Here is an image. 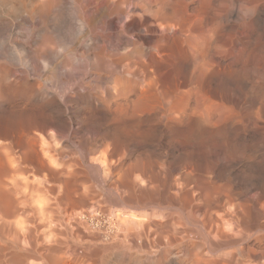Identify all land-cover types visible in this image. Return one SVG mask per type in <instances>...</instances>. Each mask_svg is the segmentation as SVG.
I'll list each match as a JSON object with an SVG mask.
<instances>
[{
    "label": "bare ground",
    "instance_id": "6f19581e",
    "mask_svg": "<svg viewBox=\"0 0 264 264\" xmlns=\"http://www.w3.org/2000/svg\"><path fill=\"white\" fill-rule=\"evenodd\" d=\"M201 1L203 0H39L38 3L34 2L36 4L32 5L31 10L28 9L30 3L26 8L21 9L22 5L20 8L17 7L19 11H28L26 13L27 16L29 15L28 13L31 16V14H36V11H41L45 14V19H47L52 14L53 9L57 8L60 13H63L60 15H64V12H67L66 8L72 6L73 17L70 19L67 16L69 14H67L65 17L62 16L65 18L62 23L51 20L49 25H47L46 21H43L44 18L41 21L37 19L40 22L36 21V23L32 16L33 18L28 21L29 25L27 26L31 25L35 29L37 28L38 31L45 29L48 34H46L44 39L42 37L45 34L43 36L40 35L42 36V42L37 46V50L30 51L31 49H28L30 56L27 59L25 57L28 54H25V56V51L20 50V53L23 52L24 58L19 56L18 50L15 56L19 54V57L16 58L14 56L15 53L12 55L10 53L13 51H9L11 64H21L24 67V70L20 71L22 74L29 76L30 72H32V75L41 79L46 74L45 67H48L50 69L49 72L51 71L50 73L52 74L49 79L47 78L46 87H43L40 81L28 84L22 80L20 85L18 84V78H12L16 76V69L15 71L11 69V109H26L25 107L31 101H34L38 108L45 107L46 111L39 123L38 132H29L23 143H15V140L12 139V141L9 138L8 142H1L3 139L6 140L7 137L5 136L6 138L4 137L3 139L1 138L2 136L0 137L2 139L0 141V152L2 154H0V243L4 239L5 243L8 240L11 242L10 218L13 215L11 212L16 209L11 204V191L13 190L11 189V183L13 182H11V177H14V173L19 172L20 169L22 171L25 170L19 167V164L21 166L24 163L31 164L33 168L31 165L30 167L28 166L29 168L26 164L25 166L28 170L31 168L30 170L34 172L48 169L49 173L45 174L44 179L50 183L54 181L58 186V183L55 182L57 173L51 166L54 162L55 154L50 155L49 153L56 151L59 153L60 150L58 151L57 145L62 134V127L73 137L75 135L79 136L81 133L83 135L82 138L86 137L87 134L93 133V129H97L94 142L88 137L89 135L85 138L87 148L84 151L88 154L89 164L93 169L102 171L103 175L106 174L107 177L109 175V179L105 176L108 179V187L104 188L106 185L103 186L102 183L104 182L100 180L102 185L98 186L97 184V189L101 188L99 191L90 190L91 183H87L90 185L89 188L84 185V188L75 189L76 187H74L72 192H70L71 190L68 191L73 195L77 194L82 200L90 199L93 202H97L100 197L105 195L104 197L107 196L108 199L111 198L113 201L121 202L125 206L128 205L131 208L144 211L141 215L142 217L136 213L128 216L129 219L127 220L122 218V224L111 223L112 229L109 233L106 232V227L104 229L106 233L100 236L95 234L94 238L90 240L92 244L90 243L89 247H87L90 249V254L88 253L90 256V258L88 257L89 260H86L85 255L81 252L82 250L84 252L85 247L80 250L85 260L82 259V256L76 260V256L72 255L77 252L78 248H81V245L80 247L77 246L78 244L76 245L78 248L76 249L75 247L72 254L69 252L71 257L75 258L74 260L71 258L72 261H67L60 259L61 257L59 258L57 252L60 251L62 254H65V252L61 251L63 249L61 247L55 248L52 246L54 241L52 238L54 239V236H57L58 240L61 239L62 235H60V232L67 230L66 233H68L69 223L72 222L65 223L62 220V223L64 222L65 226L68 224L67 226L69 227L66 226L68 229L65 228L60 232L56 230L59 234H54L51 237L52 229H48L47 236L44 235L46 231L45 233L43 232L44 230L42 231L44 236L41 235L43 237L46 236L45 243L47 245L44 247L45 253L42 259H38L40 257L38 254L43 247L41 246L42 248L39 249L37 246L33 248L31 246L26 258L23 260L17 259V261L19 260L18 263L16 262L17 264H264V34L263 31L259 32L257 30L260 35L252 37L250 34V32H253V30L251 31V26L242 25L246 20H243L244 22L240 24L242 25L241 27L230 25V29L227 28V25L221 19L223 0H208L210 1L209 6L208 4L205 6ZM17 3L19 4L20 2ZM225 6L223 5V7ZM228 8H230L229 5ZM256 9L254 8L252 11L258 12ZM0 10L2 11V9ZM8 10L9 7L7 12ZM3 13L1 12V14ZM13 13H7V15ZM60 15L58 14L57 19ZM55 16L56 13L53 17L55 18ZM12 18L16 19L13 15ZM21 18L23 19L24 17L21 16ZM26 18L21 22L22 25L26 22L24 20H29ZM2 19L0 18V34H3L1 33L3 28L1 26ZM255 19L258 20L259 18ZM8 21L6 23L9 25L12 21L10 23ZM234 21L230 22L233 23ZM6 23H4V26ZM12 23L13 25L16 24H14V20ZM66 29H68L67 31L70 29L71 34V36L68 34L66 37L73 38H70L71 42L69 39V43L68 40L66 42V39L63 38ZM224 29H229L226 32L227 34H224ZM240 29L244 32V36H241L243 33L237 34ZM71 30L74 34L71 33ZM32 31H34L33 28ZM19 32L21 33V31ZM245 32H247L246 36ZM29 33L30 35L32 34L31 32ZM36 33L34 31L35 35ZM24 35L26 37V34ZM9 39L11 40L12 38ZM12 40L14 41L16 38ZM37 40L41 41L40 38ZM13 47L12 45L10 48L12 49ZM7 48L9 49V47ZM8 49L6 50L8 51ZM73 57L75 58L74 61L72 60ZM241 76L243 77L242 83H238V85L235 83L236 86L234 88H226L227 81L224 84L225 86L223 85V81L225 82V80L229 79L232 81L234 79L240 80L242 79ZM6 82L9 83L8 81ZM2 96L3 94L0 93L1 100ZM73 104L78 105L77 109L79 112L81 110L83 112L87 111L86 115L89 114V118H91L92 112L96 116L101 115L105 119L103 125L94 128L93 123L97 119L92 120V123L89 119L88 122L83 120L81 125L76 127V116L71 114V110L74 108H72ZM4 107L6 108V106ZM4 107H2L3 111ZM31 107H35L34 104ZM37 110L40 111V109ZM94 114L92 118L96 117ZM3 127H1V130L4 131L5 128ZM26 128L25 130L27 131ZM25 130L23 131L25 132ZM4 132L7 134L8 130ZM13 134L15 135V133ZM7 136L9 137V134ZM22 136L19 135L20 138ZM67 139L69 138L67 137ZM62 143L64 142L62 141ZM72 143L74 145V142ZM84 143L82 144L83 147ZM70 146H72L71 143ZM61 149L63 150L64 148L62 147ZM15 150L20 152L17 158L13 153ZM11 153L14 154L15 158H11ZM58 157H56L57 160ZM86 158L87 156H84L85 160ZM11 162L18 163V166L15 167L12 164L14 166L12 167ZM54 163L56 164V162ZM63 163H65V160ZM60 165L62 164L60 163ZM73 166L71 165L73 169L75 166L79 168V165L73 164ZM69 167H67L68 171L66 172L71 175L72 173H69L71 168L69 169ZM58 169L59 167L57 171ZM30 170L29 172H31ZM12 172L14 173L12 174ZM89 172H84L87 180L90 176L86 177V174L88 175ZM74 173L76 172L74 171ZM81 174L79 173L80 176ZM74 175L72 174L71 176ZM93 175L95 177V174ZM20 176L27 175L22 176L20 174ZM66 176L68 177V175ZM17 177H14L15 180ZM41 177L40 180L42 181ZM62 177L58 179H65V177ZM90 178H93L92 174ZM72 179L81 181L79 177H72ZM15 180V185L21 187V183H17ZM25 180H23L24 184ZM21 181L19 180V182ZM46 181L44 182L47 183ZM70 182L69 184H71ZM26 183L29 182L26 181ZM32 184L34 183L32 182ZM16 186L13 188L16 189ZM34 186L33 188L31 187L33 190L30 186H24L23 190L26 187L28 191L29 187L31 191H34ZM50 186L49 188L51 189H49L48 193L56 194L57 196L54 186ZM19 187H17V191L20 189ZM35 189L37 188L35 187ZM39 191L31 193L41 194ZM31 193H29V196L21 193V196L25 197V200H23L26 201V198L32 195ZM16 194H13V196H16ZM64 195L66 194L64 193ZM33 196L35 195L31 197ZM35 197L31 198V202L34 198L36 201H40L41 198ZM20 199L22 201V198ZM67 199L68 197L66 201ZM17 200L15 198V201ZM69 200L67 202L72 204L73 201ZM100 200L99 202L104 201ZM12 201L14 202V200ZM36 201L34 200L33 204L37 203L38 206L42 203L44 204V202ZM53 201L54 199L52 203L56 205L57 200L56 204ZM66 201L64 203L61 202L62 205L66 204L67 206L68 203H65ZM79 202H81V199ZM99 202L97 203L99 204ZM14 203L18 205L17 202ZM97 203L95 206L100 208ZM33 204L32 206H34ZM37 204L35 207H37ZM49 204L50 206L52 205L51 203ZM84 204L88 207L86 203ZM87 204L89 203L87 202ZM57 206H60V203ZM117 206L114 208H117ZM35 207L31 208L32 211ZM40 207L42 208H38L37 212L43 211V209L45 212L47 209L43 208L44 205ZM47 207L49 208L48 204ZM73 207L67 208L73 210ZM96 207L91 209L94 213H92V217H94L93 219L97 224H100V212ZM103 207L101 208L103 209ZM54 208L49 209V213L53 215V220L60 217V214L62 215L63 213H60V207L55 208L59 210L57 213L60 214L57 216L56 213L54 218L56 212L55 210L54 214L52 213ZM128 209L130 210V208ZM91 210L89 213H91ZM87 212L85 214L82 213L86 215ZM112 212L110 211V214ZM40 213L37 215H40ZM77 213L79 214V211L75 214ZM33 214L36 213L33 212ZM45 216L46 214L43 215L42 219L40 215L42 223L45 221ZM48 216L46 218L47 221L49 220ZM65 217L67 216L63 218ZM78 217L79 215L76 222L79 219ZM115 218L118 222L122 221L119 215L115 216ZM30 219L33 220V216L32 218L30 216ZM82 220L85 222L86 219L83 218ZM34 222H36V219L32 224ZM60 222H55V224ZM40 223L36 224L41 225L42 223ZM73 223L75 222L73 221ZM50 224L52 225L53 223ZM54 225L52 227H57V225ZM57 228L59 229V226ZM89 228L92 229V227ZM98 229H96L97 232ZM71 232L68 234L72 235ZM66 233L64 232L63 234ZM119 234H122L123 237H120L123 240H118ZM59 235L60 237L58 238ZM76 237L79 236L76 235ZM41 240L45 241L44 239ZM61 240H65L68 243L67 239ZM41 243L45 245L42 241ZM57 243L55 246H59L60 240ZM63 243L60 244L62 245ZM146 245H149L148 247L151 249L148 255L146 254L147 251L149 252L147 247L148 250L144 251ZM68 246L65 248V250L67 249L66 252L69 251ZM137 248H144L142 250L143 254L147 255L145 259L139 257V252L137 253L136 251ZM1 249L4 248L1 247ZM25 250L27 251V248ZM80 252L76 254L79 253L80 255ZM15 258H18V256ZM5 260L7 262V258ZM5 263L0 260V264Z\"/></svg>",
    "mask_w": 264,
    "mask_h": 264
},
{
    "label": "rangeland",
    "instance_id": "374dc122",
    "mask_svg": "<svg viewBox=\"0 0 264 264\" xmlns=\"http://www.w3.org/2000/svg\"><path fill=\"white\" fill-rule=\"evenodd\" d=\"M29 1V2H28ZM38 1L39 0H0V9H2V13L3 14H1V12H0V16L2 15V17H0L1 19H2V31H1V33H3V34H0L1 36H0V47H2V48H0V50H1V52H0V60H1V62H0V66H1V68H0V87H2L1 88V90H3L2 92H1V90H0V93L1 94H3V96H2V102L0 103L1 105L2 104H4V105H0V109L2 108V107H4V106H6V108L4 107V111H3V108L0 110V137L3 139L5 136L7 137H5L6 138V140L5 139H1L0 138V141L1 142H5V141H7L8 142V138H9V140H15L14 142L15 143H18V144H21V143H23L24 142V140L26 139V137L29 135V132L31 133V132H38V127H39V123L41 122V119H42V117L44 116V113H45V111H46V109H45V107H40V108H38V106L36 105V103L34 102V101H31V103L27 106V107H25L26 109H24V108H18V110H14V109H11V79H10V77H11V69L13 70V71H15V69H16V71H15V75L17 76H14V77H12V78H18L19 80H18V84H20L21 85V83H22V80L26 83H32V84H34L35 82H38V81H40L41 83H42V85H43V87L45 86H47V83L46 82H48L47 80L49 79V77L51 76V74L52 73H50L49 72V68L48 67H45L46 69H45V73L46 74H44L43 76H42V78L40 79V78H38L37 76H34V75H32L31 73L32 72H30V74H29V76L28 75H25V74H22V72H20L21 70H24L23 68V66L21 65V64H19L20 65V67H18L19 65H17V64H14V65H12L11 64V61H9V58L11 59V55L10 54H14V56L19 52V56H21V57H25L26 55L25 54H28L25 58L27 59V57L28 56H30V51H35V49L37 50V46H39L40 44H41V42H42V38L44 39L45 38V36H46V34H48V32H46V30L45 29H41L40 31H38V29L36 28H34V27H32L31 25L30 26H27V25H29L28 23V21H30V20H32V18H33V20H34V22H40L43 18V21H46V24L47 25H49V23L51 22V20H55L56 22H63L64 21V19L65 18H63V17H65V15H67V14H69V15H67L70 19H72L71 17H73V8H72V6H68L67 8H66V11L67 12H64V15H60V14H63V13H60V10H58L57 8H55V9H53L52 11L53 12H55L56 13V16H55V18L53 17L54 15H55V13H53L52 12V14L47 18V19H45V14L44 13H42L41 11H36V14L34 13V14H31V16H30V13H28L29 15L27 16V12L28 11H19V9L18 8H20V6H21V9L22 8H26V7H28V9L29 10H31L32 9V5L34 4H36V3H34V2H37L38 3ZM205 1V2H204ZM233 1V2H232ZM9 2V3H8ZM17 2H20L19 4L17 3ZM22 2V3H21ZM207 2V3H206ZM209 2V3H208ZM229 2V3H228ZM228 2H227V0H223V4H222V10H223V12L221 13V19H223L222 21H224V24H226L227 26V28H229L230 29V25H238L239 27H241L242 25H250L251 26V31L253 30V32H250V34H251V36L252 37H256V36H258V35H260L259 33H258V31L259 32H261V31H263V34H264V0H228ZM230 2H232V3H230ZM30 3V4H29ZM201 3L202 4H204L205 6H207V4H208V6H209V4H210V1H208V0H203V1H201ZM9 4V5H8ZM16 4H18V5H16ZM26 4V5H25ZM29 4V5H28ZM7 6V7H5V6ZM25 5V6H24ZM28 5V6H27ZM223 5L225 6V5H227V6H225V7H223ZM228 5H229V7L230 8H228ZM4 6V7H3ZM10 6H11V8H10ZM12 6H13V8H12ZM16 6V7H15ZM24 6V7H23ZM9 7V10H8V12H7V8ZM18 7V8H17ZM256 7H257V9H256ZM4 8V9H3ZM226 8V10H224ZM256 9L258 12H255V10L254 11H252L253 9ZM17 11H16V10ZM57 9V10H56ZM4 10V11H3ZM11 10V11H10ZM15 10V11H14ZM56 10V11H55ZM69 10V11H68ZM72 10V11H71ZM13 11H14V13H13ZM19 11V12H18ZM59 11V12H58ZM71 11V12H70ZM224 11H225V13H224ZM226 11H227V13H226ZM20 13V14H18V13ZM25 12V13H24ZM38 12H40V13H38ZM230 14H229V13ZM256 14H255V13ZM6 13V14H5ZM7 13H13V14H8L7 15ZM17 13V14H16ZM42 13V14H41ZM60 15L59 16V20L57 19V16H58V14ZM254 13V14H253ZM5 14V15H4ZM23 14V15H22ZM25 14V15H24ZM44 14V15H43ZM223 14V15H222ZM228 14V15H227ZM253 14V15H252ZM262 16H261V15ZM12 15H13V17L14 18H16V19H13L12 18ZM19 15H21V16H23L24 18L23 19H25L26 17H30V18H26V19H29V20H24V22L26 21L27 22V24H25V23H23V25H22V21H23V19L21 18V16L19 17ZM71 15V16H70ZM224 15H226V16H224ZM256 17H255V16ZM4 16V17H3ZM33 16V17H32ZM44 16V17H43ZM63 16V17H62ZM222 16H224V17H222ZM261 16V17H260ZM18 17V18H17ZM53 17V18H52ZM259 18L258 20L257 19H255V18ZM263 17V18H262ZM5 18H6V20H5ZM14 20V24L15 25H13V20ZM19 18H21V19H19ZM50 18V19H49ZM52 18V19H51ZM227 20H226V19ZM245 18H249L248 19V21H247V19H245ZM10 19V20H9ZM40 20V21H38V20ZM9 20V21H8ZM17 20H21L20 22L19 21H17ZM48 20H50L49 22H47ZM58 20V21H57ZM62 20V21H61ZM236 22H235V21ZM242 20V21H241ZM245 22H244V21ZM250 20V21H249ZM257 20V21H256ZM261 20V21H260ZM3 21H5V22H3ZM8 21V23H10V21H12L9 25L6 23ZM227 21V22H226ZM230 21H234L233 23L232 22H230ZM239 21V22H238ZM252 21V22H251ZM36 22V23H37ZM242 22H244V23H242ZM251 24H250V23ZM259 22V23H258ZM4 23H6L5 24V26H4ZM21 23V24H20ZM60 23V24H61ZM231 23V24H230ZM242 23V25H240ZM254 23V24H253ZM19 24H20V26H19ZM41 24V23H40ZM256 24V25H255ZM263 24V25H262ZM26 27H25V26ZM262 25V26H261ZM10 26V27H9ZM19 26V27H18ZM22 26H23V28H22ZM260 26V27H259ZM11 27H12V29H11ZM18 27V28H17ZM48 27V26H47ZM262 27V28H261ZM6 30H5V29ZM26 28V29H25ZM28 28V29H27ZM29 28H31V29H29ZM32 28H33V30L35 31V33H36V35L34 34V31H32ZM27 30V31H25V30ZM229 29H224V34H227L226 32H228L229 31ZM255 29V30H254ZM261 29V30H260ZM8 30V31H7ZM18 30V31H17ZM24 30V31H23ZM44 30H45V33H44ZM68 29H66V31H65V34H64V36H63V38H65L66 40V42H67V40H68V43H69V39L71 38H69V37H66V35L68 36V34H69V36H71V34H70V29H69V31H67ZM258 30V31H257ZM11 33H10V32ZM18 33H17V32ZM19 31H21V33L19 32ZM31 32L32 34L30 35V33L29 32ZM41 31H42V33H41ZM241 31V29L238 31V35L239 34H241V33H243V35H241V36H244V32H240ZM9 34V37H8V34ZM14 32V33H13ZM23 32V33H22ZM69 32V33H68ZM38 33H40V34H38ZM71 33H73L74 34V32L71 30ZM255 33V34H254ZM7 34V35H6ZM11 34H13V35H11ZM20 34H22V35H20ZM24 34H26V37H24L25 35ZM45 34V35H44ZM72 34V35H73ZM246 34H247V32H245V36H246ZM253 34V35H252ZM6 35V36H5ZM15 35V36H14ZM18 35H20V36H18ZM37 35H38V37H37ZM40 35H44V37H42V36H40ZM5 36V37H4ZM32 36V37H31ZM37 38H36V37ZM4 37V38H3ZM16 38V40H18V41H16V40H12V39H14V38ZM31 37V38H30ZM42 37V38H41ZM73 37V36H72ZM3 38V39H2ZM6 38V39H5ZM9 38H12L11 40L9 39ZM19 38V39H18ZM26 38H27V40H26ZM33 38V39H32ZM38 38H40V40L41 41H38L37 39ZM4 40V41H2V40ZM29 39H31V40H29ZM34 39H36V40H34ZM71 39H73V38H71ZM71 39H70V42H71ZM7 40V41H6ZM9 40V41H8ZM26 40V41H25ZM28 40H29V42H28ZM33 42V43H35V44H33V43H31V42ZM35 41V42H34ZM4 42V43H3ZM10 42V43H9ZM12 42V43H11ZM26 42V43H25ZM7 43H8V45H7ZM23 45H22V44ZM36 43H37V45H36ZM3 44H6V45H3ZM10 44V45H9ZM16 45V47H15V45ZM19 44H21V46H19ZM26 44V45H25ZM31 44V45H30ZM14 46L12 49L10 48L11 46ZM28 45V46H27ZM33 45V46H32ZM30 46V47H29ZM6 47V48H5ZM7 47H9V49L7 48ZM16 48H19V49H16ZM21 48V49H20ZM27 48V49H26ZM6 49H8V51L6 50ZM13 49H15V50H13ZM30 51H29V50ZM6 50V51H5ZM17 50H18V52H17ZM20 50L21 51H25L24 52V55L25 56H23V52L22 53H20ZM11 51H13V52H10ZM28 51V52H27ZM10 53V54H9ZM4 54V55H3ZM7 54V55H6ZM9 54V55H8ZM22 54V55H21ZM15 56V58L16 57H19V56ZM2 56H4V58H2ZM6 56V57H5ZM9 56V57H8ZM20 57V58H21ZM8 60H7V59ZM73 61L75 60V58L73 57V59H72ZM7 61V62H6ZM9 61V62H8ZM5 63V64H4ZM6 63H8V64H6ZM2 64H3V66H2ZM9 65H11V66H9ZM45 65V64H44ZM16 66V67H15ZM46 66V65H45ZM4 67V68H3ZM6 67V68H5ZM8 68V69H7ZM7 71H6V70ZM10 70V71H9ZM17 70H18V72H17ZM47 72H49L48 74H47ZM1 74H2V76H1ZM6 74V75H5ZM22 74V75H21ZM24 75V76H23ZM243 75H245V74H243ZM6 76H8V77H6ZM45 76V77H44ZM246 76V75H245ZM1 77H3V78H1ZM247 77V76H246ZM246 77H244V78H246ZM5 78V79H4ZM29 78V79H28ZM35 78H37L36 80H35ZM48 78V79H47ZM241 78L242 79H234L233 81L231 80V79H229V80H225V82L223 81V85L226 83V81H227V83H226V88L228 87H230V88H234L235 86H236V84L235 83H237V85H238V83L239 84H241L242 83V81H243V77L241 76ZM2 79H4V80H2ZM45 79V80H44ZM25 80H27V81H25ZM6 81H8L9 83H7ZM34 81V82H33ZM45 81V82H44ZM229 81V82H228ZM232 81V82H231ZM236 81H238V82H236ZM21 82V83H20ZM233 83V84H232ZM3 84H5V85H3ZM27 84V85H28ZM230 84V85H229ZM232 84V85H231ZM235 84V85H234ZM7 85V86H6ZM9 85H10V87H9ZM6 86V87H5ZM225 86V85H224ZM231 86H233V87H231ZM9 87V88H8ZM5 89V91H4V89ZM8 88V90H9V92H7L6 91V89ZM5 93V94H4ZM9 93V94H8ZM6 94H8V95H6ZM5 96V98L3 99V97ZM8 96H10V97H8ZM7 98V99H6ZM10 99V100H9ZM6 101H8L7 102V104H6ZM33 102V103H32ZM9 103H10V105H9ZM33 104H34V106L35 107H31V106H33ZM8 106V107H7ZM76 106V107H75ZM9 107H10V109H9ZM74 107V108H73ZM77 107H78V105H76V104H73L72 105V108H73V110H71V114H75V116H76V122H77V124H75V126L76 127H78L79 125H81V122L84 120V122H88V120L90 119L91 121V123L94 121V119L96 120L93 124V127L94 128H97L98 126H102L103 125V122L105 121V119H103L102 117H101V115H98V116H96V114H94L93 112H92V115H91V118H89L90 117V115L88 114V115H86L87 113V111L86 112H83L82 110L79 112L78 111V109H77ZM76 108V109H75ZM9 109V110H8ZM27 109H29L28 111H27ZM34 110V111H32V110ZM37 109H40V111H38ZM75 109V110H74ZM8 110V111H7ZM13 110V111H12ZM21 110V111H20ZM31 110V111H30ZM77 110V111H76ZM18 111H20V112H18ZM26 111V112H25ZM75 111V112H74ZM12 112V113H11ZM13 112H15V114H13ZM25 114H23V113ZM30 112V114H28ZM32 112V113H31ZM34 112V113H33ZM79 112V113H78ZM17 113H19V114H17ZM36 113V114H35ZM81 113V114H80ZM17 114V115H16ZM30 115L29 117H28V115ZM43 114V115H42ZM77 114V115H76ZM80 114V115H79ZM93 114L96 116V117H94V118H92V116H93ZM27 116V117H26ZM83 117V118H82ZM81 118V119H80ZM101 118V119H100ZM93 120V121H92ZM79 122V123H78ZM26 124V125H25ZM1 125H3V126H1ZM17 125V126H16ZM64 125V124H63ZM8 128H6V127ZM65 126V125H64ZM1 127H3V128H5V130L4 131H7L8 130V132H7V134H5L6 132H4L3 130H1ZM25 127H27L26 129H27V131L25 130ZM20 128V132L18 131V129ZM33 129H34V131H33ZM65 128L64 127H62V129H61V135H60V140H59V143H58V147H57V149H58V151H59V153L57 152H54V153H49L50 155H54V162H56V164L53 162V164L51 165L53 168H54V170L56 171V173H57V179L55 180V182H57L58 183V186H59V184H60V186L58 187L57 186V184H55L54 183V181H51V183L50 182H47L45 179H44V177L49 173V170L48 169H42L41 171H39V172H34L33 170H30L31 172H29V170H28V168L30 167V165L29 164H26V163H24V164H22V166H21V164H19V167H21V168H23V169H25L24 171H22V169H20V171L19 172H17V173H14V172H12V174L14 173V177L16 178L17 177V175H18V177L20 176V174H22V176L23 175H27V176H23V177H19V178H21V179H19L18 177H17V179L15 180V178L14 177H11V182L13 181L14 182V180L15 181H17V183H21L20 184V186L22 187H19L18 185L16 186L15 184V182H14V184H13V182L11 183V189H13V190H15V191H17V187H19L20 189H18V191L17 192H15V191H11L12 193H11V204H13V206H15L14 208H16L17 209V211H16V209H14V211L13 212H11V214L13 213V215H11V242L8 240H6L7 242V245H6V243H5V239L3 240V241H1V243L0 244H2V245H0L2 248H4V249H1V247H0V249H1V251H0V260H1V262H6V258H7V262L5 263V264H12L13 262L14 263H18V261L19 260H23V259H25L26 258V255L28 254V252H29V250H31V246H32V248L33 247H35V246H37L39 249L40 248H42L41 250H40V252H41V255H40V252H39V254H38V256H42L41 258L40 257H38V259H42L43 257H44V253H45V249H44V247L45 246H47L46 245V234H47V231H48V229H52L51 230V233H50V236L51 237H53L54 236V234L55 235H57V233L58 232H60L61 230H63V229H68L67 227H69L70 226V228L68 229V233H70L72 230V235L70 234H68V233H66V231L67 230H63L62 232H60L61 234L60 235H62L61 237H60V235L58 236V238L60 237L61 239H67L66 241H68V243L67 242H65V240H61V239H59L60 240V243H63L62 245L59 243V246H55V245H57L58 243H57V241H59L56 237L57 236H54V239L52 238V240H56L55 242H56V244H55V242L53 241V244H52V246L53 247H55V248H57V247H61V248H63V249H61V251H64L65 252V254H62V252H57V254H59L58 256H59V258L60 259H63V260H67V261H72V259H73V256L76 258V260L78 259V258H81V256L83 257V255H85L84 257H85V259L86 260H89V258H90V256H89V254H90V249L89 248H87V247H89V244L91 243L92 244V241H90V240H92V238H94L93 236L96 234V236H97V234H98V236H100V235H102L103 233H106V232H108L109 233V231L111 232V227H112V225H111V223H113L114 222V224H117V223H121L122 224V222H123V219L124 220H127V219H129V217L128 216H130V215H135L136 213H137V215L138 216H141L142 215V213L144 212V211H142V210H140V209H135V208H131V207H129L128 205H124V204H122L121 202L120 203H118V202H116L115 200L113 201V199H111V198H109L108 199V197L106 198V197H104L105 195H103L102 197H100L99 199H98V201L97 202H99V200L100 201H103V202H99V204L97 203V202H93L92 200H90V199H86V200H82V198H80L77 194H72V193H70V192H72L73 190L72 189H74V187H76L75 189H77V188H84V185H86L85 187H88L89 188V186H90V190H94V191H99L101 188L99 187V190L97 189V184H98V186L102 183V182H104V183H102L103 184V186L104 185H106V186H104V188H106V187H108L107 186V180L109 179V175H108V177H107V175L105 174V175H103V172L102 171H100V170H95V169H93L92 168V166L89 164V162H90V160H89V158H88V154H86L85 153V151L84 150H86L85 148H87V141L85 140V138L87 137V135H89L88 137H90L91 138V141H93L94 142V140H95V136L97 135L96 133H97V129H93V133H91V134H87L86 135V137H84V138H82L83 137V135L80 133L79 134V136H77V135H75L74 137L72 136V135H70L67 131H66V129L64 130ZM15 132H14V131ZM23 130H25V132L23 131ZM2 131V132H1ZM10 131H11V133H10ZM16 131H18V132H16ZM4 132V133H3ZM24 132V133H23ZM13 133H15V135L13 134ZM18 135H17V134ZM23 133V134H22ZM9 134V137L7 136ZM11 134H12V136H11ZM23 136H22V135ZM4 135V136H3ZM19 135L20 136H22V138H20L19 137ZM24 135H25V137H24ZM70 135V136H69ZM92 135V136H91ZM11 136V137H10ZM63 136H65V137H63ZM81 136V137H80ZM19 139H18V138ZM67 137L69 138V139H67ZM74 138H75V140H74ZM89 138V139H90ZM20 139H22V140H20ZM12 140V141H13ZM82 140H83V143L85 144L84 145V147H83V143H82ZM22 141V142H21ZM62 141L64 142V143H62ZM80 141H81V143H80ZM9 142H11V141H9ZM62 144H61V143ZM71 143V145L72 146H70V143ZM72 142H74V145H73V143ZM68 145H66V144ZM77 144V145H76ZM64 148L63 150L61 149L62 147ZM65 145H66V147H65ZM61 147V148H60ZM69 149H68V148ZM70 148H72L71 150H70ZM78 149V150H77ZM82 149V150H81ZM200 149H201V147H200ZM64 150H65V152H64ZM61 151H63V152H61ZM19 154H18V153ZM80 152V153H79ZM84 152V153H83ZM87 152V151H86ZM13 153L15 154V157L17 158L19 155H20V152H19V150H15V151H13ZM13 153H11V158L13 159V158H15L14 157V154ZM18 155H17V154ZM61 153V154H60ZM0 154H1V152H0ZM77 154H79L78 155V157H77ZM2 155V154H1ZM0 155V156H1ZM50 155H48V156H50ZM58 155H59V157H58ZM84 156H87V158H86V160L84 159ZM56 157H58V160H57V158ZM11 159V160H12ZM56 160V161H55ZM64 160H65V163H63L64 162ZM58 161V162H57ZM60 161H62V162H60ZM72 162H74V163H72ZM60 163L62 164V165H60ZM16 167V166H18V163H12L11 162V166L12 167H14L13 165ZM25 164L27 165V167L28 168H26V166H25ZM65 164V165H64ZM67 164V165H66ZM68 164H69V166H68ZM73 164H75V165H79L78 167L79 168H77L76 166H75V168L73 169ZM71 165L73 166V167H71ZM55 166V167H54ZM31 167H32V165H31ZM59 167V169H63V170H59L58 169V171H57V168ZM61 167H63V168H61ZM67 167H69V169H70V171H69V173H72L73 175L75 174H77L76 176L74 175V176H71V175H69V174H67V172L66 171H68L67 169ZM33 168V167H32ZM87 170H86V169ZM90 168V169H89ZM76 172V173H74V171ZM89 169V170H88ZM93 169V170H92ZM45 171V173H44V171ZM86 170V171H85ZM48 171V172H47ZM90 171V172H89ZM92 171V172H91ZM95 171V172H94ZM43 172V174H41ZM86 172H89L88 173V175L86 174V177H88V176H90L91 177V174H92V177L93 178H90V180H91V182H90V180H89V178H88V180L85 178V173ZM94 172V173H93ZM25 173V174H24ZM36 173V174H35ZM79 173H82L81 174V176L79 175ZM11 174V175H12ZM16 174V175H15ZM33 174V175H32ZM38 174H41V175H38ZM46 174V175H45ZM64 176H63V175ZM93 174H95V177L97 176V178H95L94 177V175ZM33 177H32V176ZM35 175H36V177H35ZM42 176L41 177V179H42V181L40 180V177H38V176ZM59 175H60V177H59ZM65 175H68V177L66 178L65 177ZM84 175V176H83ZM99 175V176H98ZM101 175V176H100ZM65 177V179L63 178V177ZM70 176H71V179H70ZM108 178V179H106V177ZM35 177V178H34ZM63 178L64 180H66L65 182H63L64 180L62 179H58V178ZM72 177H79V179L82 181H78V180H75V179H72ZM81 177V178H80ZM84 177V178H83ZM102 177H103V179H102ZM14 178V180H12ZM22 178H23V180H25V184H28V185H25L24 184V182H23V180H22ZM31 178V179H30ZM82 178H83V180H82ZM95 178V179H94ZM104 178H105V180H104ZM29 179H30V181H29ZM69 179V180H68ZM19 180L21 181V182H19ZM73 180V181H72ZM74 180H75V182H74ZM85 180H86V182H85ZM93 180H95V181H93ZM100 182H99V181ZM26 181H28L29 183H26ZM36 183H35V182ZM44 181H46L47 183H45ZM59 181H61V182H59ZM69 181H71L70 183L72 184H69ZM84 181V182H83ZM89 181V182H88ZM93 181V182H92ZM32 182L34 183V184H32ZM38 182H40V183H38ZM43 182V183H42ZM23 183V184H22ZM54 183V184H53ZM62 183V184H61ZM87 183H91L90 185L89 184H87ZM36 184V185H35ZM46 184H48V185H46ZM64 184V185H63ZM68 184V185H67ZM77 184V185H76ZM81 186H80V185ZM101 184V185H102ZM14 185V186H13ZM35 185V186H34ZM50 185H53L52 187L53 188H55L56 189V193H57V196H56V194H49L48 192H49V189H51V188H49V187H51ZM69 185H71V186H69ZM79 185V186H78ZM100 185V186H101ZM16 186V189L15 188H13V187H15ZM24 186H30V188L32 187L33 188V186H34V191H37V190H40L39 191V193H41V194H38V193H31V192H34V191H31V189L28 187V191H27V189H26V187L24 188V190H23V187ZM102 186V187H103ZM35 187L37 188V189H35ZM47 187V188H46ZM59 189H57V188ZM45 188V189H44ZM68 188H70V189H68ZM41 189H43L42 190V192H41ZM46 189H48L47 191H46ZM33 190V189H32ZM70 192H69V191ZM44 191H45V193H44ZM60 191V192H59ZM61 191H64V192H61ZM68 194H67V193ZM17 193V194H16ZM21 193H23L25 196H29V193H31L32 195H35V196H38V199H40V201H36V197L35 196H33V197H35L34 198V200L36 201V202H40V203H42V202H44V204L42 203L40 206H43L44 205V207L43 208H47L48 209V211H47V209L45 210V212H44V209H43V211H42V213H40V212H37V209L38 208H42V207H40V206H38V204H37V207H35L36 206V204L34 203L33 204V201L31 202V198H33V197H31L32 195H30V199L27 197L26 199L28 200H26V201H24L25 200V197L22 195L21 196ZM60 193V194H59ZM62 193H63V195H62ZM64 193L66 194V195H64ZM13 194L15 195L16 194V196H13ZM18 194H20V195H18ZM38 194V195H37ZM47 194H48V197H47ZM59 194V195H58ZM73 195L72 197L74 198H72L71 197V195ZM50 195V196H49ZM53 195V196H52ZM75 195H77V196H75ZM18 196V197H17ZM54 196H55V198H54ZM58 196H61V197H58ZM64 196H66V197H64ZM70 196V197H69ZM13 197H14V199H13ZM22 198V201H21V199L20 198ZM68 197V199H70L69 201H73L72 202V204H69V203H71V202H67L68 201V199H67V201H66V198ZM77 197H79V198H77ZM15 198H16V200L19 198V200H17V201H15ZM76 198V199H75ZM24 199V200H23ZM37 199V200H38ZM49 199H51L50 200V202H49ZM54 199V201H55V204H56V200H57V204L59 205V203H60V206H57V204L56 205H54V203H52V200ZM60 199V200H59ZM78 199H79V201H80V199H81V202H79L78 201ZM12 200H14V202H17L18 203V205H20L19 207H16V206H18V205H16V203H14ZM30 200V201H29ZM66 201L65 203H68L67 204V206H66V204H63L62 205V203H64V201ZM88 200V201H87ZM110 201L111 202V204H110V202H107V201ZM19 201V202H18ZM53 201V202H54ZM58 201H60L59 203H58ZM63 201V202H62ZM78 201V202H77ZM84 201V202H83ZM106 201V202H105ZM21 202V203H20ZM25 202V203H24ZM51 203L52 205V208L53 207H55L56 209H57V207L59 208V210H60V213H62V215H63V217L64 216H67V217H65V218H63L62 217V215L60 214V213H57V212H59V210H56L55 208L52 210V213L54 214V212H55V210H56V212H55V215H54V218L56 217V213H57V216H59V214H60V217H57V218H55V220H53L52 218H53V215L52 214H50L49 213V211L52 209L51 208V206H50V204L49 203ZM62 202V203H61ZM86 203V205H88V207L87 206H85V204L83 205V203ZM87 202L89 203V204H91L90 206H89V204H87ZM91 202V203H90ZM116 202V203H115ZM73 203H74V205H73ZM96 203L98 204L97 206L99 207V205H100V208H97L95 205H96ZM102 203H104V204H102ZM105 203H108V204H105ZM113 203H115V204H113ZM15 204V205H14ZM24 204V205H23ZM27 204V205H26ZM31 204V205H30ZM32 204L34 205V206H32ZM47 204L49 205V208L47 207ZM93 204V205H92ZM110 204V205H109ZM117 204H120V205H118L117 206ZM25 205H26V207H25ZM30 207H29V206ZM46 205V206H45ZM62 205V206H61ZM69 205V206H68ZM75 206L76 207V209L78 208V210H76L75 209V207H73V206ZM102 205V206H101ZM105 205V206H104ZM113 207H112V206ZM117 206V208H114V207H116ZM23 206H24V208H23ZM32 206V207H31ZM65 206V207H64ZM73 207L72 209L73 210H71L70 208H67V207ZM77 206H79L80 207V209H79V207H77ZM83 206V208H81ZM92 206V207H91ZM104 206V207H103ZM108 208H110V209H108ZM112 208H111V207ZM127 206H128V208H130V210L127 208ZM27 207H29L28 209H27ZM33 207H35L34 209H33V211H32V209L31 208H33ZM90 207V208H89ZM94 207H96L97 209H99V212H100V216H99V218H100V224H97L96 223V221H94V217H92L93 216V211L91 210V209H94ZM101 207H103V209L101 208ZM122 209H120V208ZM20 208V209H19ZM23 208V209H22ZM126 208V209H125ZM30 209V210H29ZM36 209V210H35ZM50 209V210H49ZM66 209H68L67 211H66ZM86 209V210H85ZM88 209H89V211H88ZM101 209V210H100ZM128 209V210H127ZM64 210V211H63ZM75 210H76V212H78L79 211V214L77 213V214H75L76 212H75ZM81 210H83V211H81ZM84 210H85V212H87L86 213V215H83V213L85 214V212H84ZM90 210H91V213H89L90 212ZM106 211L105 212V214H103L104 213V211ZM109 212H108V211ZM125 210V211H124ZM131 210H133V211H131ZM135 210H137V211H135ZM31 213H30V212ZM36 211V212H35ZM72 211V212H71ZM110 211H113L111 214H110ZM117 211V212H116ZM127 211V212H126ZM19 214H18V213ZM33 212L34 213H36V214H33ZM65 212V213H64ZM75 212V213H74ZM81 212V213H80ZM83 212V213H82ZM122 212H123V214H122ZM20 213H24V214H20ZM30 213V214H29ZM38 213H40V215H41V218L43 219V215H45L46 214V218H47V216H48V221H47V219L45 218V221H47V222H45L44 220V223H42V219L40 218V215H37ZM49 213V214H48ZM93 213V214H92ZM102 213V214H101ZM131 213H133V214H131ZM33 214V215H32ZM67 214V215H66ZM70 214H72L71 216H70ZM73 214H75V215H73ZM80 214H81V216H80ZM88 214H92V215H88ZM117 214V215H116ZM25 215V216H24ZM26 215H27V217H26ZM50 215H52L51 217H50ZM79 215V219H78V221L76 222V220H77V216ZM83 215V216H82ZM88 215V216H87ZM119 215V217H121L120 218V220H122V221H120V222H118V220H116V218H115V216L117 217ZM122 215V216H121ZM124 215V216H123ZM29 216V217H28ZM30 216H31V218H32V216H33V220L32 219H30ZM38 216V217H37ZM72 216H73V218H72ZM76 217V219H75V217ZM86 216V217H85ZM102 216V217H101ZM111 216V217H110ZM26 217V218H25ZM50 217V218H49ZM61 217H62V219H61ZM82 217V219L84 218V219H86L85 220V222L87 223V225H86V223L84 222V220H82V219H80ZM92 217V218H91ZM105 217V218H104ZM108 217V218H107ZM112 217H114V218H112ZM142 217V216H141ZM19 220H18V219ZM36 219V222H34V224H32L33 223V221ZM37 218H40V219H37ZM58 218H60V219H58ZM66 218H68V219H70L69 221H68V219H66ZM90 218V219H89ZM103 218V219H102ZM123 218V219H122ZM27 219H30V220H27ZM66 219V220H65ZM72 219V220H71ZM54 222H53V221ZM60 220H61V222H60ZM62 220L66 223V222H70V221H74L75 223H73L72 224V222H70L71 223V225H70V223H69V226H67L68 224H66V226H65V224H64V222L62 223ZM79 220H81V221H79ZM93 220V222H91ZM108 220V221H107ZM113 220V221H112ZM115 220V221H114ZM37 221H40V222H37ZM52 221V222H51ZM110 221V222H109ZM112 221V222H111ZM53 223L52 225L50 224V223ZM55 222H60L59 224L58 223H56L55 224ZM79 222H81V223H84V224H80ZM125 222V221H124ZM38 223H40L41 225H37ZM45 223H47V224H45ZM79 223V224H78ZM88 223H89V225H88ZM102 223V224H101ZM105 223V224H104ZM43 224H45V225H43ZM57 225V227L59 226V229L55 226V225ZM76 226H75V225ZM95 224V225H94ZM109 224H110V226H109ZM113 224V225H114ZM34 225H36V226H34ZM55 226V227H52V226ZM62 225H64V226H62ZM73 225H74V227H73ZM82 225V226H81ZM84 225H86V226H84ZM93 225H94V228L95 227H97V228H95V230L94 231H92L94 228H93ZM50 226V227H49ZM62 226V227H61ZM72 226V227H71ZM88 226V227H87ZM99 226V227H98ZM30 227V228H29ZM42 227V228H41ZM52 227V228H51ZM76 227V228H75ZM81 227V228H80ZM89 227H92V229L91 228H89ZM104 227V228H103ZM107 227V228H106ZM41 228V229H40ZM45 228V229H44ZM54 228V229H53ZM75 228V229H74ZM89 228V230H87ZM99 228V229H98ZM106 228V230H104ZM34 229V230H33ZM38 229H40V231H38ZM83 230V233H82V230ZM85 229V230H84ZM96 229H98V232H97V230ZM102 229V230H101ZM44 230V231H43ZM54 230V231H53ZM58 232H57V231ZM76 230V231H75ZM79 230H81V231H79ZM34 231H36V232H34ZM45 233V231H46V233L44 234L43 232ZM84 231H88L87 232V234H86V232H84ZM96 231V232H95ZM102 231V232H101ZM106 231V232H105ZM53 232V233H52ZM66 233V234H63V233ZM75 232V234L77 235V236H81L80 238L79 237H76V235L74 234L73 235V233ZM78 232H79V234H78ZM81 232V233H80ZM93 234H92V233ZM99 232H100V234H99ZM46 235L45 237H43L44 235ZM29 234V235H28ZM33 236H32V235ZM38 234H40V235H38ZM43 236H42V235ZM52 234V235H51ZM59 234V233H58ZM68 234V235H67ZM81 234V235H80ZM82 234H85V235H83V236H85V237H83L82 236ZM64 235H66V236H64ZM88 235V236H87ZM30 236V237H29ZM73 236H75L76 237V239L75 240H73V238H75V237H73ZM87 236V237H86ZM120 236H122V234L120 235L119 234V238H118V240L120 241V240H123V236L122 237H120ZM26 237H28V238H26ZM31 237H33V238H35L34 240L31 238ZM65 237V238H64ZM66 237H68V238H66ZM71 239H70V238ZM83 237V238H82ZM84 238H86V239H84ZM90 238V239H89ZM121 238V239H120ZM29 239V240H28ZM31 239V240H30ZM38 239H40V240H38ZM41 239H44L45 241H43V240H41ZM81 239V240H80ZM38 240V241H37ZM71 240V241H70ZM90 242H89V241ZM32 241H34V242H32ZM36 241V242H35ZM41 241L43 242V244L45 243V245H42V243H41ZM78 241H79V243H78ZM85 241V242H84ZM89 243H88V242ZM5 244H3V243ZM30 242H31V244H30ZM81 242V243H80ZM87 242V243H86ZM36 244V245H34V244ZM38 243H40V244H38ZM28 244V245H27ZM29 244H30V246H29ZM70 244V245H69ZM78 244V245H77ZM88 244V245H87ZM61 245V246H60ZM69 245V246H68ZM79 246L80 247V245H81V248H78L77 246ZM83 245H86V246H83ZM7 248H6V247ZM26 246V247H25ZM29 248H28V247ZM42 246V247H41ZM64 246V247H63ZM68 246V252H66L67 251V249L65 250V248ZM71 246H72V248H71ZM149 245H146L144 248H148L149 249V252L147 251L148 249L146 248L145 250H144V248L143 249H141V248H137L136 249V251H137V253L140 255H138L139 257H141L142 259L144 258H146L147 257V255L150 253V248L148 247ZM75 247H76V251L77 252H80V250H82V248L83 247H85V249L87 250V251H89V252H87L85 249H84V252L86 253H84L83 252V250L81 251L82 253H83V255H82V253L79 255V253L78 254H76L77 252H74V254H72L73 253V249H75ZM27 248V251L25 250ZM70 248V249H69ZM9 249H11V250H9ZM44 249V250H43ZM89 249V250H88ZM141 249V250H140ZM5 250V251H4ZM25 250V251H24ZM79 250V251H78ZM139 250V251H138ZM142 250H144V251H147V255L144 253L143 254V251ZM2 251H4V252H2ZM8 253H7V252ZM6 252V253H5ZM63 252V253H64ZM69 252H71V254L73 255L72 257H71V254L69 253ZM142 252V253H141ZM5 253V254H4ZM10 253H11V256H10ZM18 253V254H17ZM23 253H26V254H23ZM42 253H43V255H42ZM61 253V254H60ZM89 253V254H88ZM141 253V254H140ZM4 256H3V255ZM87 254H88V256H87ZM20 255V256H19ZM22 255V256H21ZM63 255V256H62ZM67 255H68V257H67ZM142 255V256H141ZM144 255V256H143ZM146 255V256H145ZM6 256V257H5ZM16 256H18V258H15ZM57 256V257H58ZM66 256V257H65ZM78 256H80V257H78ZM86 256H87V258H86ZM4 257V258H3ZM63 257V258H62ZM65 257V258H64ZM84 257L82 258V259H84ZM89 257V258H88ZM72 258V259H71ZM74 258V259H75ZM17 259H19L18 261H17ZM71 259V260H70ZM73 259V260H74ZM82 259H80V260H82ZM84 259V260H85ZM4 260V261H3ZM10 262H12V263H10ZM13 263V264H14ZM16 263V264H17Z\"/></svg>",
    "mask_w": 264,
    "mask_h": 264
}]
</instances>
